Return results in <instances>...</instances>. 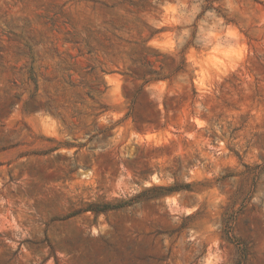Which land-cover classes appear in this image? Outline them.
Instances as JSON below:
<instances>
[{"label": "rangeland", "instance_id": "374dc122", "mask_svg": "<svg viewBox=\"0 0 264 264\" xmlns=\"http://www.w3.org/2000/svg\"><path fill=\"white\" fill-rule=\"evenodd\" d=\"M0 264H264V0H0Z\"/></svg>", "mask_w": 264, "mask_h": 264}, {"label": "trees", "instance_id": "16d2710c", "mask_svg": "<svg viewBox=\"0 0 264 264\" xmlns=\"http://www.w3.org/2000/svg\"><path fill=\"white\" fill-rule=\"evenodd\" d=\"M183 50H184V48L182 49V51H183ZM183 60H184V59H183ZM174 188H176V187H175V186L166 187L167 190H173ZM105 206H106V207H105L106 209H107V208H113V205L106 204ZM91 210H93V211H97V209H91Z\"/></svg>", "mask_w": 264, "mask_h": 264}]
</instances>
